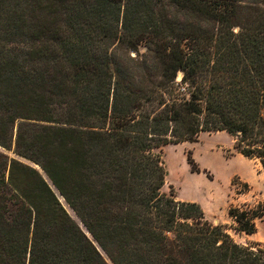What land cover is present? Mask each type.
I'll list each match as a JSON object with an SVG mask.
<instances>
[{
    "label": "trees",
    "instance_id": "obj_1",
    "mask_svg": "<svg viewBox=\"0 0 264 264\" xmlns=\"http://www.w3.org/2000/svg\"><path fill=\"white\" fill-rule=\"evenodd\" d=\"M204 132L264 173V0H0V148L53 187L0 151V264H264L162 190Z\"/></svg>",
    "mask_w": 264,
    "mask_h": 264
},
{
    "label": "rangeland",
    "instance_id": "obj_2",
    "mask_svg": "<svg viewBox=\"0 0 264 264\" xmlns=\"http://www.w3.org/2000/svg\"><path fill=\"white\" fill-rule=\"evenodd\" d=\"M0 151L34 168L32 163L15 156L11 150L0 148ZM158 152L167 173L164 192L168 193L171 187L177 200L198 203L205 218L214 224H222L235 243L242 246L259 244L264 249V214L255 221V231L250 235L234 231L232 220L227 216L231 206L243 208L264 203V173L256 161L243 158L233 150L228 135L204 132L194 142L163 145ZM187 152L204 173L190 171ZM243 184L248 186L246 191ZM68 209V214L78 222Z\"/></svg>",
    "mask_w": 264,
    "mask_h": 264
},
{
    "label": "water",
    "instance_id": "obj_3",
    "mask_svg": "<svg viewBox=\"0 0 264 264\" xmlns=\"http://www.w3.org/2000/svg\"><path fill=\"white\" fill-rule=\"evenodd\" d=\"M34 165V168L39 172V174L43 177V179L48 183V185L51 187V184L50 182L48 181L47 177L43 174V172L41 171V169L35 165ZM53 189V187H51ZM62 205L64 206L65 209H68L67 205L64 203L63 199L61 198L60 199ZM69 210V209H68ZM81 226V225H80ZM86 235L88 236L89 239H91L90 235L85 231ZM97 246V245H96ZM98 248V247H97ZM98 250L101 252V250L98 248ZM102 253V252H101ZM103 254V253H102Z\"/></svg>",
    "mask_w": 264,
    "mask_h": 264
}]
</instances>
